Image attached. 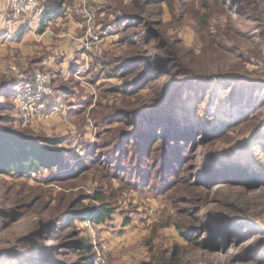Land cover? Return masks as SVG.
Masks as SVG:
<instances>
[{
	"label": "rangeland",
	"instance_id": "rangeland-1",
	"mask_svg": "<svg viewBox=\"0 0 264 264\" xmlns=\"http://www.w3.org/2000/svg\"><path fill=\"white\" fill-rule=\"evenodd\" d=\"M144 1L107 0L95 21L77 6L82 26L66 34L0 0V127L62 152L52 168L0 173V264H264V33L240 0H147L142 19H120ZM89 31L101 52L84 49ZM36 70L52 95L24 121ZM151 115L177 124L162 130L172 143L133 139ZM103 206L101 223L77 217Z\"/></svg>",
	"mask_w": 264,
	"mask_h": 264
},
{
	"label": "trees",
	"instance_id": "trees-1",
	"mask_svg": "<svg viewBox=\"0 0 264 264\" xmlns=\"http://www.w3.org/2000/svg\"><path fill=\"white\" fill-rule=\"evenodd\" d=\"M153 3H160L163 0H149ZM133 2V1H132ZM220 0L217 2L219 3ZM146 4H150L147 0L143 3H139L138 5V14H130L129 16L121 17L120 19H142V12L145 10ZM238 7V11L240 14L245 15L248 18H251L255 28L261 30L264 33V5L261 0H240L239 3H236ZM43 11H45L44 15H42L40 20V26L38 31L43 32L49 26V24L57 19L58 17H64L66 15V6L62 1L58 0H49L45 3ZM250 11H253L250 14ZM262 28V29H261ZM23 33L21 31L20 35ZM168 40V38H162L161 42ZM168 53L167 48H163L162 52L159 54V62L160 66L164 63L166 59V54ZM119 64H122L121 69L124 72H127L128 68H126L129 64L133 63L132 59H120L118 61ZM244 89V86L237 87ZM208 92V88L206 89ZM236 90L233 92V95H236ZM207 97V96H205ZM148 123H145L151 129L149 131H145V129L139 128L135 131V137L133 139L135 141H140L142 146H146L147 143H172L174 139L170 137H165L163 133V129L167 131H171L173 134L176 132L177 124L175 122L171 123H162L157 124L156 119L152 117H148ZM154 128V129H153ZM172 138V139H170ZM42 139H34L18 134H14L11 131L5 129L4 127H0V173H11L15 172L19 175H29L35 172H38L41 168H52L61 160L62 152L61 149H53L49 147ZM233 172V176L231 179H236L240 182H258V180L245 178L250 174L247 171L241 168L231 169ZM213 178V177H210ZM96 199H99L98 197ZM114 210L108 207H96L95 209L87 208L83 210L80 215L77 217L91 219L96 223H101L105 220V218H110ZM72 218H75L73 216ZM241 232V231H239ZM183 235H186L183 233ZM194 236H192L193 238ZM245 237L242 236L241 241L244 240ZM240 241V240H239ZM77 248H81V252H83V256L85 254H89L92 252V246L90 242H84L83 246ZM80 251V249H79ZM92 258L83 257L80 260V264H90Z\"/></svg>",
	"mask_w": 264,
	"mask_h": 264
},
{
	"label": "built area",
	"instance_id": "built-area-1",
	"mask_svg": "<svg viewBox=\"0 0 264 264\" xmlns=\"http://www.w3.org/2000/svg\"><path fill=\"white\" fill-rule=\"evenodd\" d=\"M10 13L18 17L20 15L35 14L41 16L42 9L40 8L39 0H8ZM91 21V17H88ZM87 39L82 41L85 50H95L101 52L103 40L95 31L87 33ZM52 89L50 87V77L46 76L40 70L35 71L33 82L27 83L24 90L19 91L20 97V118L24 121H29L35 113L41 112L48 105V97H51ZM99 264L106 262L105 257H98Z\"/></svg>",
	"mask_w": 264,
	"mask_h": 264
},
{
	"label": "crops",
	"instance_id": "crops-1",
	"mask_svg": "<svg viewBox=\"0 0 264 264\" xmlns=\"http://www.w3.org/2000/svg\"><path fill=\"white\" fill-rule=\"evenodd\" d=\"M106 1L107 0H75L74 1V5H73V9L69 10L64 17H58L57 19L53 20L52 22H54L56 26L53 28V25H52V27L49 26L47 29H50L51 28V29H53L55 31H60V33H63L64 32L66 34L67 33L73 34L75 29H77L79 26H82V23H80V22H78V24L76 23L77 22V12H78V15H79V12H81V10H79L77 6L81 7L84 4H88L89 5V8H90L89 12L92 11L93 14L88 12L87 13L88 14L87 16L88 17H91V21H95L96 20V16H95L96 7L99 4H101V3L107 4ZM110 2H112V0H110ZM110 4H114V2L113 3H110ZM1 10H2V2H0V11ZM63 21H65V22H63ZM52 22H51V24H52ZM35 23H37V22H35ZM7 25H9L10 28L13 27L11 24H7ZM28 25H31V24H28ZM94 25H95V22H94ZM5 26H6V23H5V25L2 24V27L3 28ZM15 28H16V30L18 28L21 29V26L20 27L19 26L18 27L16 26Z\"/></svg>",
	"mask_w": 264,
	"mask_h": 264
}]
</instances>
